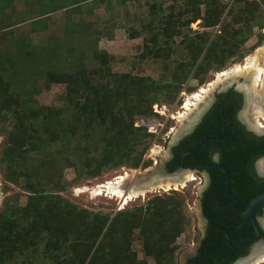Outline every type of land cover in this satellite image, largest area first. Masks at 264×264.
<instances>
[{"label": "trees", "instance_id": "obj_1", "mask_svg": "<svg viewBox=\"0 0 264 264\" xmlns=\"http://www.w3.org/2000/svg\"><path fill=\"white\" fill-rule=\"evenodd\" d=\"M20 1L0 0V132L5 135L0 143V169L8 182L29 194L25 205L10 197L0 211V264H147L131 248L136 230L145 255L170 264L165 245L182 233L185 224L177 210L179 203L158 196L146 210L119 212L111 218L78 209L54 189L63 188L60 180L66 167L75 168L79 178H91L111 168L150 165L146 154L156 135L146 126H136L137 117L150 121L165 117L154 106L172 105L190 77L204 83L213 66L222 69L244 58L240 49L251 35L254 24L248 21L255 9L246 5L217 37L209 32L198 33L196 39L187 36L188 59L170 71L164 62L172 60L173 36L198 20L207 28L216 26L224 10L219 0H185L179 9L174 0L169 13L159 2L147 5L148 15L140 24L149 32L142 58L164 63V74L156 79L112 71L114 57L99 47L109 33L93 21L99 17L95 8L107 4L111 15L106 25H115L118 3L128 0L116 4L111 0H23L19 10ZM59 12L65 13V21L52 25L53 15ZM256 18L264 21V15L256 13ZM140 28L134 27L132 38L142 36ZM31 34L45 39L36 42ZM57 84L66 86L60 95L63 106L41 104L38 96ZM217 97L203 123L173 148L168 170H177L182 154L207 139L184 156L182 164L213 163L211 152H220L221 163L231 174L232 196L246 210L264 192V179H251L254 159L264 156V136L224 131L229 122L232 129L243 130L235 120L242 96L229 90ZM209 171L213 183L204 199L209 237L188 264H232L248 253L252 242L229 236L249 238L258 231L231 207L224 189H218L226 184L225 173ZM242 177L246 183L237 189L235 182H242ZM221 193L224 197L219 202ZM238 194L246 195L245 204Z\"/></svg>", "mask_w": 264, "mask_h": 264}, {"label": "rangeland", "instance_id": "obj_2", "mask_svg": "<svg viewBox=\"0 0 264 264\" xmlns=\"http://www.w3.org/2000/svg\"><path fill=\"white\" fill-rule=\"evenodd\" d=\"M116 1L117 0H111L113 4H116ZM155 2H159L163 9L166 10V13L170 12V6L175 3L174 0H128L125 4L120 1L117 9L118 14H116L117 24L115 25L111 22L106 25V21L111 15L107 8V4H102L100 7L95 8V13L99 17L93 19V21L95 20L96 23H99L103 28L107 29L106 32L109 33L108 37H104L100 40L99 47L100 49L106 50L110 55H112V57H114L111 62L112 71L120 73L130 72L139 76H152L153 78L159 79V77L164 74V63L169 67V70L172 71L177 66V63L188 59V53L185 50L184 44L187 36L191 38L195 37L194 39H196V35L198 33L209 32L212 34V37H217L218 34L222 32V27L227 23H234V17L241 14L244 7L248 5L255 9V15H249L250 22L248 21V23L254 25L250 31L251 35L249 36V39L240 49L244 52L245 57L237 60L235 63L228 62V65H226V67H222V69H218L216 66H213V68L204 76V83H201L200 78H195L193 76L190 77L184 83L176 101L172 105H168L165 117L151 119V121L145 117H137L135 125L138 127L142 126L143 121L147 123L150 121L149 123L154 125L155 122L162 123L160 128L157 130V133H155V139L146 154V160L152 161L150 165L147 167H140L136 170L128 167L111 168L105 170L102 174L91 178H79L75 168L66 167L63 172V177L60 180V185L63 188L57 187L54 189V192L56 194H60L63 198L76 205L78 209H87L94 213L109 215L111 218H114V216L119 212H136L141 207L146 210L149 206L154 204V200L158 196H161L169 203H179L177 210L185 217V224L182 233L165 245V253L166 256H169V260L171 261L170 264H183V259L188 252H190L192 257L196 255L201 241L206 236V225L203 223L200 207L201 190L206 181V173L204 171L191 170L197 179L188 182L185 187H180L179 189L173 188L168 191L158 190L150 192L145 196L134 198L132 201L130 200L126 205L122 204L121 199L117 197H110L106 193L98 195L97 189L100 185L107 183V181L115 180L118 176L127 171L132 173L133 171H137V176L140 177L145 173H153L154 170L150 169L156 167L157 163H161L162 159H164L162 153L169 151L173 136L184 126L183 121L179 118V114L180 112H185L184 106L188 99L202 87H207L209 83L214 82L220 72L225 69L232 68L235 64H244L248 58L256 56L260 59L259 64L264 67V21L257 22L256 18V13L264 15V0H219L218 4L222 6L224 10L220 18V22L214 27L207 28L201 20H198L193 22L189 28H183L180 34L175 35L172 38L173 43H171V45L174 49L172 60L164 63L160 60L152 58L146 60L142 58V53L145 51L144 39L145 37H148L149 32L141 29L140 24L141 21L148 15L147 5ZM184 2L185 0H177L176 8L179 9ZM23 7L24 1L21 0L18 8L19 10H23ZM205 8V5L201 6L203 14L205 13ZM65 18L66 15L64 12L54 14L51 24L53 25V22L56 24H63ZM241 25L243 26L244 23ZM236 26H238V24H236ZM134 27L140 28L138 30L142 32V36L132 38ZM24 32L27 35H30L27 28ZM31 36L36 42H43L45 39L44 35L31 34ZM240 79L239 83H243V81H245V78L243 77ZM258 89H261V86ZM65 91V85H53L51 89L44 90L43 93L38 96V100L43 105L63 106L60 95L64 94ZM211 94H213V91ZM253 108L254 107H251L250 105L249 111L252 112ZM192 114L194 115L195 113ZM261 120L262 123H264V119L262 118ZM190 121L191 120L188 119L185 123ZM4 141L5 135L0 132V143H3ZM156 146L161 150L160 154L153 151ZM2 148L3 145L0 144V157ZM40 173L43 175L42 170ZM130 188H132L131 185ZM28 194V191L24 190L20 185L8 182L4 178L3 172L0 169V211L3 210L5 201L10 197H12L13 200H18L21 205H25L27 203ZM170 196L173 198L169 199L168 197ZM261 218L264 219V213ZM131 248L137 253V259L139 261H146L147 264H159L154 257H148L145 255L139 230L134 232ZM171 252L172 254H170ZM261 264H264V262Z\"/></svg>", "mask_w": 264, "mask_h": 264}, {"label": "bare ground", "instance_id": "obj_3", "mask_svg": "<svg viewBox=\"0 0 264 264\" xmlns=\"http://www.w3.org/2000/svg\"><path fill=\"white\" fill-rule=\"evenodd\" d=\"M259 60L257 56L248 58L244 64H235L232 68L223 70L217 75V79L214 82L209 83L207 87H202L198 92L194 93L188 101L186 100L187 103L184 106L185 112H180L179 114V118L184 123L183 125L187 126L188 123L185 122L188 119L191 120L188 126L193 123L192 113L199 111L202 105L208 102L214 89L221 85L225 86L237 83V86L246 93L249 106L254 107L252 112L249 111V106L245 110L244 117H246V122L249 123L250 127L257 129V132H263L264 123H262L261 119H264V67L259 64ZM242 77L245 78V81L239 83ZM260 86L261 89H258ZM153 151L160 154L161 150L156 146ZM162 155L164 157L162 161L168 159L169 151L163 152ZM162 163H157L156 167L150 169L154 170L153 173H145L141 177L137 176V171H133V173L127 171L115 180L107 181V183L100 185L97 189V194L106 193L110 197H117L122 200V204L126 205L130 200L145 196L147 193L158 190L168 191L173 188L179 189L180 187H185L188 182L197 179L191 170L185 171L182 177L178 174L164 177ZM259 169L264 173V161L259 163ZM130 185L132 188H130ZM262 221L264 223V219ZM258 248L261 249L262 246ZM263 262L264 255L260 256V260H257L255 264Z\"/></svg>", "mask_w": 264, "mask_h": 264}, {"label": "water", "instance_id": "obj_4", "mask_svg": "<svg viewBox=\"0 0 264 264\" xmlns=\"http://www.w3.org/2000/svg\"><path fill=\"white\" fill-rule=\"evenodd\" d=\"M241 80V79H240ZM230 89H236L237 91L240 92H244L243 90H241L238 86L237 83H233L231 85H221L219 87H217L216 89L213 90V94H211L209 100L207 103L203 104L202 107L199 109V111L195 112V114L193 115V123L188 126L185 125L181 128L180 131H178L174 136L173 139L171 141L170 144V149H169V156L168 159H165L163 161H161L162 163V168H163V172H164V177L168 176V175H174V174H178L182 177L183 173L187 170H194L195 167L194 166H186L184 164H182L181 160L184 156L192 154L193 152L197 151L205 142L207 139H205L199 147H197L195 150H191V151H186L182 154V156L179 159V168L173 172H170L167 169V164L168 162L172 159L173 157V148L175 146H177L184 138H186L187 136L191 135L197 128V126L199 125V123L201 122V120L203 119V117L206 115V113L210 110V108L212 107V105L214 104L215 100L217 99L218 94L221 93H225L227 91H229ZM244 109L243 112H245V110L248 109V102H247V98H246V93L244 92ZM243 122L246 126H249V124L246 123L245 119H243ZM253 132V131H251ZM255 132V131H254ZM258 136L264 135V133H256ZM261 161H264V156L260 158L258 165ZM207 166H213V165H207ZM217 167L222 168L225 171L226 174V186H225V191H226V196L227 199L229 201V204L231 205V207L243 218L247 219V220H252L257 229L259 234L255 237H251V238H235V237H231L229 236V239L231 240H236V241H251L252 245L248 251L247 254L239 257L236 261H234L232 264H255L257 262V260H260V256L264 255V240L262 239V228H264V223H263V218H260V222L259 223L258 219H257V211L258 209L261 207V205L264 203V192L260 193L259 195H257L248 205L246 210H241L239 208V206L236 204L233 196H232V191H231V183H232V178H231V174L229 172V170L227 168H225L224 166H220V165H215ZM150 169V168H148ZM136 170V169H133ZM260 175L262 177H264V173H262L259 169ZM206 175V178L208 179V175ZM203 223L205 224L206 222L203 220ZM262 225V228H261ZM227 231V230H226ZM206 239V236L203 238ZM203 245L202 244V249H203ZM262 246L261 249H259L258 247ZM192 256L189 254H186L185 258L183 259V264H186L187 261L191 258Z\"/></svg>", "mask_w": 264, "mask_h": 264}, {"label": "flooded vegetation", "instance_id": "obj_5", "mask_svg": "<svg viewBox=\"0 0 264 264\" xmlns=\"http://www.w3.org/2000/svg\"><path fill=\"white\" fill-rule=\"evenodd\" d=\"M230 90H234V91H236L237 93H239V94H241V96H242V105H241V107L239 108V110L237 111V113L235 114V120L243 127V130L241 129V128H236V130L235 129H232V123L231 122H229V123H227V121H226V125L227 126H225L224 128H223V130L224 131H249V132H251V131H253L252 133L254 134V135H256V136H258L256 133H259V132H257L258 130L257 129H254V128H252V127H248V126H246L245 124H244V122H243V120H242V118L243 119H245V121H246V117H244V112L242 111L243 109H244V92L242 93V92H240V91H237L236 89H230ZM217 100H218V97H217V99L215 100V102H214V104L217 102ZM213 104V105H214ZM213 105H212V107H213ZM211 107V108H212ZM211 108H210V110H211ZM209 110V111H210ZM209 111L206 113V115L203 117V119L201 120V122L199 123V125L197 126V128L203 123V121H204V119L206 118V116L208 115V113H209ZM240 111H242V112H240ZM231 112V111H230ZM227 117H228V115H227ZM229 117H231V115L229 116ZM248 117H249V115H248ZM247 123V122H246ZM247 124H249V123H247ZM250 126V125H249ZM196 128V129H197ZM255 131V132H254ZM259 131H262V130H259ZM260 133H264V131L263 132H260ZM261 136H264V135H261ZM211 157H212V159H213V163H201V164H184V165H186V166H194L195 167V169L194 170H198V171H204L207 175H208V179L206 178V181H205V184H204V186L202 187V190H201V201H200V207H201V214H202V217H203V220L206 222L204 225H206L205 227H206V239L209 237V230H210V220L207 218V216L205 215V212H204V199H205V194H206V192L209 190V188L211 187V185H212V183H213V178H212V176H211V173H210V171H209V169L210 168H214V169H219L221 172L223 171L224 173H225V171L222 169V168H220V167H217V166H215V165H220V166H224L225 167V165H223L222 163H221V154H220V152H218V151H212L211 152ZM174 158V153H173V157H172V159ZM260 158L261 157H259V158H255L254 159V161H253V164H252V168H253V172H254V174H255V176L253 177V178H251L252 180L254 179V181L256 180H259V179H264V177H262L261 175H260V172H259V165H258V162H259V160H260ZM171 159V160H172ZM171 160L168 162V164L171 162ZM168 164H167V169H168ZM207 165H213V166H207ZM226 168V167H225ZM226 175V174H225ZM241 180H242V182H235V187L238 189V188H242L243 187V184H245L246 183V180H247V178H244V177H242V178H240ZM237 185V186H236ZM225 186H226V184L223 186V185H220V186H218V187H220V188H218V189H224V192H225V195H226V191H225ZM241 186V187H240ZM231 191H232V183H231ZM219 193H220V191H219ZM243 194H246V193H243ZM221 198H219V202H222V200H223V197H224V194H222L221 193ZM243 196H245V197H243ZM227 197V196H226ZM238 198H239V200H240V202L242 203V204H245V201H246V195H242V194H238ZM229 202V201H228ZM248 207V206H247ZM211 208H213V206H211ZM264 213V203L261 205V207L258 209V211H257V219H258V221H259V223L261 224V222H260V218L262 217V214ZM252 221V220H251ZM252 223L254 224V226L256 227V225H255V223L252 221ZM261 228H262V225H261ZM256 229H257V227H256ZM257 231H258V229H257ZM258 234H259V232H258ZM257 234V235H258ZM256 235V236H257ZM253 237H255V236H253ZM249 238H251V237H249ZM206 239H203L202 241H201V244L199 245V248L197 249V253H196V255L194 256V257H191L188 261H187V263L186 264H188L189 263V261L191 260V259H194V258H196L198 255H199V253H200V251H202L203 249H202V244L205 242V240ZM262 239L264 240V228H262ZM204 246V245H203ZM188 252V251H187ZM195 252H196V250H195ZM187 254H189L190 255V252H188ZM192 256V255H191Z\"/></svg>", "mask_w": 264, "mask_h": 264}, {"label": "built area", "instance_id": "obj_6", "mask_svg": "<svg viewBox=\"0 0 264 264\" xmlns=\"http://www.w3.org/2000/svg\"><path fill=\"white\" fill-rule=\"evenodd\" d=\"M154 109H155V112L160 113V114L166 116V109H167L166 107H160L159 105H155L154 106ZM149 122L147 123V122L143 121L142 126H146L148 128V130L150 132H152V133H157V130L160 128V126L162 125V123L155 122V125H154V124H151ZM153 130H155V131H153Z\"/></svg>", "mask_w": 264, "mask_h": 264}]
</instances>
